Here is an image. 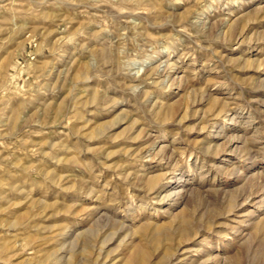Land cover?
Instances as JSON below:
<instances>
[{
  "label": "rangeland",
  "instance_id": "374dc122",
  "mask_svg": "<svg viewBox=\"0 0 264 264\" xmlns=\"http://www.w3.org/2000/svg\"><path fill=\"white\" fill-rule=\"evenodd\" d=\"M0 264H264V0H0Z\"/></svg>",
  "mask_w": 264,
  "mask_h": 264
}]
</instances>
